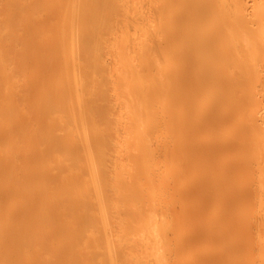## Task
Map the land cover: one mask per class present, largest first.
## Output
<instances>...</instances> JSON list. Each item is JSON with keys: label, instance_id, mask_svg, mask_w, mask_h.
<instances>
[{"label": "rangeland", "instance_id": "1", "mask_svg": "<svg viewBox=\"0 0 264 264\" xmlns=\"http://www.w3.org/2000/svg\"><path fill=\"white\" fill-rule=\"evenodd\" d=\"M232 22L239 29L233 30ZM187 49H194L191 57L198 60L215 58L218 69L225 55L227 67L233 65L240 76L248 73L241 80L247 91L239 93L243 111L222 107L218 128L204 130L203 118L191 112L174 115H184L182 122L192 119L188 128L202 130L190 137L224 147L229 163L238 156L229 150L230 142L243 133L245 196L220 210L195 195L200 177L187 170L186 184L175 191L178 184L169 183L178 166L173 173L157 154L148 165L149 154L137 142L145 112L156 128L167 116L161 112L168 102L160 103V112L146 89L165 77L177 84ZM263 53L264 0H0V201L13 195L1 217L8 234L0 238V264H264ZM199 103L200 112L211 109L208 102ZM183 123L178 124L185 126L182 136L189 135ZM104 131L113 140L99 134ZM168 133L163 141L173 135ZM99 135L104 140L100 136L93 143ZM67 143L79 148V155L93 143L82 160L81 182L84 196L104 202L95 206L90 222H76L68 209L71 164L67 152L57 150ZM140 149L148 154L145 159ZM34 212H42L39 229L46 233L22 246L17 235L28 229L25 213L33 217ZM57 213L62 222L44 221ZM36 216L29 223L38 224Z\"/></svg>", "mask_w": 264, "mask_h": 264}, {"label": "bare ground", "instance_id": "2", "mask_svg": "<svg viewBox=\"0 0 264 264\" xmlns=\"http://www.w3.org/2000/svg\"><path fill=\"white\" fill-rule=\"evenodd\" d=\"M237 19H239V18H237ZM235 21H236V19H235ZM236 25H237L236 22H232L230 24V27L234 30V28H236L238 26V25L237 26ZM242 25H243V23H242ZM245 28H246V26L244 27V29ZM238 29H239V26H238ZM250 32H251V30H250ZM258 34L260 35L261 33H258ZM255 36H256V34H255ZM211 42L212 41H210V45H211ZM257 44H258V42H257ZM253 47H254V44H253ZM192 50H194V49H192ZM192 50L187 49L186 51H183V54H181V56H184V61L186 63V66L184 65L183 61H181V62H182V65H184L183 67L184 68L186 67L185 68L186 70L184 69L185 71L183 72V69L181 67V71H180V69H179V71L183 72V73H180L179 71H177L179 74V75L176 74V76H179V78L176 77L177 79H179V82L177 81V84H176V79H174L175 83H173L174 81L173 82L170 81L171 79L169 80V82H170L169 83L165 77V79L167 80L166 82L162 83L163 81H165V79H163L162 82L158 81L157 83H155V84H158L159 82H161V84H158L157 86L152 85L154 87L151 86L153 88V91L151 88V91H152V92L150 91L151 93L149 92L150 88L146 89L147 94H145V96L146 95L148 96V94H149V96L146 98L150 97L151 100H150V98H149V100L153 101L152 104H155V105L157 104L156 106L158 108L159 107L161 108V106H162V104H160L161 102L162 103L168 102L167 104L165 103L166 105H163L164 108H166V112L164 109H162L163 107L161 108V110L162 111L164 110V112H161L160 108H159V111L161 113H165L167 116L166 117L164 116L165 118L162 117V119L160 120V121L163 120L164 122H161L163 124H161L159 122L158 126H160V125H162V126L160 128H156V123L154 121H150L151 119L147 118L149 115L148 114L149 112H145L146 117L143 118L144 119L143 122L142 121L140 122L142 124L144 123L145 127H144V125H143V127L145 129L142 130V134H139L140 136L138 135L139 136L138 138H141V140L144 143L142 144L140 139H138L139 141L137 140V142H140V144L142 145L141 149L143 148L145 151L147 150L146 152H148L149 155L146 153L148 155L147 156L140 149V151L142 152V153L140 152V154L141 155L145 154V157H143L144 155L140 156V154L138 156H140V158L143 157L144 159L147 156L150 159V156H153L152 154H155V155L157 154V157L155 156L156 158L160 159L159 156H161V158L164 159L166 162L168 161L167 163L165 162L167 166L170 165V167L172 166L174 169L176 168V166H178L176 168L177 173H176V169H175V170H173V171H175L173 173H176V174H173V175L171 174V176H173V177H171V179H173L172 183H169V182H171L170 180H169V182H167L173 186L172 188L177 187V184H178V187L174 188L175 191H177V189L180 191V185H181V182L185 176L186 170L191 173V176L193 174H194V176H196V175L199 176L200 180L198 181L199 183L197 184V186L195 188V192H196V190H198V192L196 194L195 193L194 194L196 196H200V197L202 196V198L204 197L203 198L204 203H208V204L213 203V205H215L214 207H216L218 210H220L219 209L220 206L224 205L222 207L226 208V206L230 205L229 203H232V205H233V203H234V201H236V199L239 201V200L244 198L243 196H245V190L246 189L244 186H242V182H243L245 175H246V166H245V162L243 160V148L245 146V143H243V141L241 139V136L243 133L239 134V132H238L237 135H235V139L230 142L229 150H231V149L237 150L238 156L234 162L229 163V162L225 161L224 155H225L226 151L224 150V147H220V146L216 147V145H212V147H209L208 145H206L205 141L200 142V140L194 139L193 137H192L193 138L192 139L190 137V136H195L194 133L197 134V133L201 132L200 130H202V128H200V130L198 132L199 127L196 128L194 126L191 128H188V126H191L189 123L191 122L192 119L191 120L190 119H188V120L184 119V121L187 124L184 121L183 122L186 124V127L188 128V129H186V130H188V132L187 131L186 132L189 135L182 136L180 129L181 128L184 129L185 126L184 127L183 126L178 127V126H180L178 124L182 125V123H183L182 117L184 115H182L179 118H176V117L180 116L179 115L180 112L181 113L183 112L185 114L188 112L187 113L188 115L191 112L192 116H193V114L194 115L196 114L197 119H198V117H200V119L203 118L201 120L204 123L203 124L204 130L207 128H208V130H213L214 128H218V126L220 124L219 121L221 120V122H222V118H220V116H219V112L221 111L222 107L224 109L225 107L232 105V107L235 108V111L237 113H238V111L239 112L243 111V108L245 106V102H244L245 100L243 99L244 95H240V94H242L241 92L245 88V87L242 88L245 84L242 81L245 80L244 78L248 79L247 78L248 73L247 72L242 73L243 75L247 73V76L245 75V77L240 76L241 74L239 75L238 73H236V69L235 70L232 69L233 65L228 66V67H231L232 70H230V68L227 67V64L230 65V63H229L230 59H228V57L225 58L226 57L225 55L222 56L223 60L221 61V64H220L221 66L222 65L223 66L222 67L220 66V69H218V66H215V62H216L215 58H213V57L208 58L211 56H208V57L202 56L199 58V60L195 59L194 58L195 56L191 57L192 56V52H191ZM188 51H190L191 54L188 53ZM195 51H197V50H195ZM186 52H187V54H186ZM177 54H179V55H177V58H181L180 51H178ZM228 54H229V52H228ZM193 55H194V53H193ZM196 56H197V54H196ZM197 57H199V56H197ZM229 58H231V57L229 56ZM182 60H183V57H182ZM233 63H235V62H233ZM198 67H200V69ZM216 67H217V70H216ZM232 73H234V74L236 73L235 75H237V76H235ZM173 74H175V73H173ZM221 74H222V76L219 77V75H221ZM238 75H239V77H238ZM166 76H167V74H166ZM168 77L170 78L169 75H168ZM173 77H175V76H173ZM216 77L220 78V82L218 84L214 83V79ZM140 88H141V86H140ZM76 91H77V89H76ZM140 91H142V89ZM144 91L145 90H143L142 92L144 93ZM245 91H247V89L244 90L243 92L245 93ZM150 94H153V95L151 96ZM238 94L240 95V97L242 96L241 97V99L243 100L242 102L240 101L241 99L239 100ZM246 94H247V92H246ZM141 95H143V94L141 93ZM247 96H249V95H247ZM146 98L142 100L144 107H146V105H145L146 104L145 100H147ZM237 98L239 101H237ZM166 99L168 101H165ZM150 101H149V104L147 102L148 106L151 105ZM199 102H201V103L202 102H208L209 106L211 105V109H209V107H208L209 111L207 110L206 113L200 112L199 109H198L199 110L198 111L197 110V106H198L197 104H200ZM158 103L160 104V106H158ZM151 106H149L148 107L149 109H147V110L151 111V108H150ZM155 108H153V111L150 114H153ZM157 109H156V111H158ZM77 112L78 111L76 110L75 107H73L72 111H70L71 116H72L71 122H74L75 125L77 124L76 122L79 119ZM176 113H178V114H176ZM160 115H163V114H160ZM174 115L175 116L177 115V116L175 117ZM146 119L149 120V122H147ZM200 119H199V122H201ZM157 121H159V120H157ZM145 122H146V124H145ZM157 124H158V122H157ZM205 127H207V128H205ZM72 129L73 130H71V135H70L71 139L78 132V128L76 126H75V128H72ZM167 132H169L168 134H170V132L171 133L173 132V135L172 134L170 135V138H169L170 140L168 139L167 141L166 140L163 141V138H164L163 136L165 134H167ZM184 132H183V134H185ZM99 134H101L102 136L104 135L105 136V137L103 136L104 139L105 138L112 139V137L109 136V134H107L108 136L105 135L106 134L105 131L101 132ZM101 135H99L98 137H95L93 140V143H95L96 140H99ZM102 136H101V139L104 140L102 138ZM116 136L120 137L119 135H116ZM93 143H90V144L86 145L85 147L80 148V150L81 149L85 150L86 154H84V155H83V153H81L82 155H79L80 154L78 151L79 148L77 149V147H74V145L69 146L67 143V145L61 144V145H59L60 147L57 146V150H60V152H61V150L62 151L64 150L65 152H67V156H66L67 158L66 159H68V162H70V164H71V165L69 164L70 165V168H69L70 189H69V196H68V200H69L68 209H69L70 214L76 218V222H90L91 220H93V217H94L93 211H94L95 206H97V204H99V206H100L104 202V199L100 198L96 204L92 198H90L89 196H84L83 189H85L86 184L84 182H81L83 179H85V174H86V166H85V164H82V160H83V157H85L90 152V147L93 145ZM62 146H64V147H62ZM66 148H67V150H65ZM153 152H155V153H153ZM143 158H142V160H144ZM151 159L150 160L146 159L148 161L146 162V160H145V162L149 165V162H152ZM142 160L140 162L143 164L142 168L144 166L147 167L148 165H144L146 163L143 162ZM164 160H161L160 163H162V161L164 162ZM186 160H188V161H186ZM79 161H81V162L79 163ZM155 161H157V163H159L158 159L157 160L155 159ZM140 167H139V169H140L139 171L142 173L143 170ZM172 167H171V169H173ZM165 168H167V167H165ZM144 170H146V169H144ZM162 171H163V169H162ZM164 171H166V169H164ZM184 171H185V173H184ZM139 173H138V175H140ZM135 176H137V175H135ZM191 176H189V177H191ZM194 176H192V177H194ZM156 179H157V177H156ZM163 180H160V183ZM184 181H185V179H184ZM190 182H192V180ZM183 184H186V183H183ZM183 184L181 186H183ZM171 185H168V186H171ZM190 187H192V186H190ZM12 190L13 191L11 193L13 194L15 189H12ZM181 190H182V187H181ZM169 191H170V189H169ZM182 192H185V189H184V191L182 190ZM190 192H189V194H190ZM15 193H16V191H15ZM178 194H179V192H178ZM182 194L185 195L184 193H182ZM205 194H207V196H204ZM10 195L11 194H9V196L8 195L7 196L9 197V200L11 202V200L13 199V195L11 197H10ZM196 196L193 197L192 199L196 198ZM183 197L182 198L185 199V196H183ZM187 197H188V195H187ZM208 197H209V199H208ZM2 198L3 199H1V201L3 200L2 202H4V195ZM176 198H175V200H176ZM9 200H8V198L6 199V201H9ZM195 200H192V201L194 202ZM1 201H0V238H4L3 236L8 232V230L3 225L1 217H2V214H4L6 212L5 208H6L8 203L6 201L4 203H2ZM200 201H202V199ZM199 203H201V202H198V204ZM236 203H234V204H236ZM4 204L6 206H4ZM191 204H192V202H191ZM204 206H206V205H204ZM227 209H228V207H227ZM224 211H225V209H224ZM226 211H228V210H226ZM25 214H26V222L28 223V225H27L28 229H26L27 231L25 233L21 232V233H19V235H17V236H19L18 241H19V243L21 242L22 246L25 243L28 246V244H27L28 242L29 243L33 242V241L35 242V240L38 241L39 238H41V236H43L46 233V231H44V229L43 230L39 229L40 228L39 223L43 222V220H41V216L43 215L42 212H40V213L38 212L37 216L35 215V212L33 213L34 216L38 217L37 220H40L38 222V224L34 223L35 225L33 223H29L30 221L32 222V219L34 218V216L33 217L30 216L32 213H30V215L27 213H25ZM200 215H201V213H200ZM220 216L223 217L222 214ZM203 218H204V216H203ZM224 218H225V215H224ZM44 219H45L44 220L45 222L46 221L52 222V223L55 221L56 222H62L58 213L56 214V216L54 215L53 218H51L49 215H47L44 217ZM208 219H210V218H208ZM214 220L215 219H213V220L211 219L210 221H214ZM21 229L22 228H20L18 230H21ZM23 229H24V227H23ZM13 230H15V229H13ZM15 231L11 232V234L13 235V233H15ZM24 231H25V229H24ZM48 231H47V235H48ZM17 236L15 239H17ZM42 238L44 239V237H42ZM49 240L50 239H48L47 241L49 242ZM16 242H17V240H16ZM30 246H31V244H30ZM4 248H6V247H4ZM9 252L11 253L12 251H10V249H9ZM26 252H28V251H26ZM8 256H10V255H8Z\"/></svg>", "mask_w": 264, "mask_h": 264}]
</instances>
